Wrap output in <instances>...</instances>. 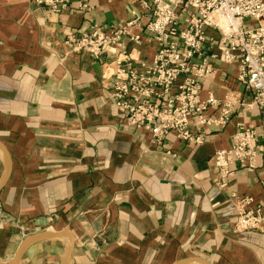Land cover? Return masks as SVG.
<instances>
[{
	"label": "crops",
	"instance_id": "1",
	"mask_svg": "<svg viewBox=\"0 0 264 264\" xmlns=\"http://www.w3.org/2000/svg\"><path fill=\"white\" fill-rule=\"evenodd\" d=\"M138 2L72 0L54 15L30 11L28 0H0V144L10 158L0 190V264L30 237L61 232L69 236L35 242L16 264H61L71 239L67 264H264V229L234 227L235 198H251L264 214V157L249 169L232 165L223 188L213 167L238 125L261 123L258 109L246 107L252 95L236 64L211 58L217 51L206 45L212 73L201 80L200 98L238 102L229 123L201 128L193 121L200 146L175 133L156 146L111 103L107 77L116 55L93 60L63 45L90 26L125 25L142 10ZM145 38L128 44L133 65L153 62L155 46ZM3 172L0 154V179Z\"/></svg>",
	"mask_w": 264,
	"mask_h": 264
},
{
	"label": "built area",
	"instance_id": "2",
	"mask_svg": "<svg viewBox=\"0 0 264 264\" xmlns=\"http://www.w3.org/2000/svg\"><path fill=\"white\" fill-rule=\"evenodd\" d=\"M71 0H29L31 7L53 13L64 11ZM141 11H133L123 26H91L87 33H73L65 41L72 54H87L98 60L112 51L116 72L109 74L110 100L124 117L126 125L147 131L156 146H162L170 133L186 143L201 145L202 135L192 122L203 127L229 123L239 103L219 101L212 95L200 98V81L212 73L205 57L207 44L217 53L211 58L223 64H236L238 82L251 93V103L260 113V126L238 125L228 150L218 151L213 166L221 187L231 174V166L253 167L264 157V0H139ZM207 30L218 34L208 36ZM155 46L150 66H136L128 44L140 45L143 37ZM210 46V45H208ZM200 60V64L196 61ZM182 82L177 85L178 79ZM220 106L218 117L207 115ZM242 105V104H241ZM166 156H171L169 152ZM174 156V155H172ZM264 184V181H262ZM234 227L237 231L264 229L262 207L251 198H235Z\"/></svg>",
	"mask_w": 264,
	"mask_h": 264
},
{
	"label": "water",
	"instance_id": "3",
	"mask_svg": "<svg viewBox=\"0 0 264 264\" xmlns=\"http://www.w3.org/2000/svg\"><path fill=\"white\" fill-rule=\"evenodd\" d=\"M0 154L2 155L3 160H4V172H3V175L0 179V190H1L2 187L5 185L8 177H9V173H10V158H9L8 152L6 151V149L1 144H0ZM59 235H68L69 236V234L67 232H61V233L40 234V235H35L33 237H30L29 239L25 240L20 245V247L17 250V252L15 253L13 259L8 264H16L19 261V259L21 258V255L23 254V252L29 246L33 245L35 242L42 241V240H49V239L55 238ZM71 248H72V239H71L69 249H68L66 255L64 256L61 264H67V261L69 260V257L71 254V250H72ZM191 262H199L201 264H208V262H206L205 260H203L201 258L185 259V260L178 261L175 264H188Z\"/></svg>",
	"mask_w": 264,
	"mask_h": 264
},
{
	"label": "rangeland",
	"instance_id": "4",
	"mask_svg": "<svg viewBox=\"0 0 264 264\" xmlns=\"http://www.w3.org/2000/svg\"><path fill=\"white\" fill-rule=\"evenodd\" d=\"M72 1V0H71ZM70 4H71V2H70ZM70 4H69V6H70ZM69 6L66 8V9H68L69 8ZM28 8H29V10L30 11H36V10H42V11H45V12H48V13H51V14H54V15H59V14H61L62 12H59V13H53V12H51V11H48L47 9H44V8H39V7H36V6H33V7H31L30 6V4H29V0H28ZM82 8L83 9H85V10H88V9H86V6L85 5H83L82 6ZM65 9V10H66ZM64 10V11H65ZM91 27V26H90ZM90 27H89V29H90ZM77 32H80V33H87L88 31H86V32H81V31H76V32H74V33H77ZM71 34H73V33H70V34H68V35H66L65 36V38H64V41H65V39L69 36V35H71ZM64 41H63V45H64ZM65 47V46H64ZM205 57H207V55L205 54ZM204 79V78H203ZM200 84H201V81H200ZM201 88V87H200ZM205 100V99H204ZM136 130V129H135ZM137 131V130H136ZM138 132H143V131H138ZM204 139V138H203ZM186 143V142H185ZM163 146V145H162ZM228 150V149H227ZM218 152V151H217ZM171 156H172V154H170ZM171 156H169V157H171ZM214 157V156H213ZM258 158V157H257ZM255 161V160H254ZM255 163V162H254ZM214 167V166H213ZM215 169V168H214ZM247 169H249V168H247ZM216 172V171H215ZM230 177V176H229Z\"/></svg>",
	"mask_w": 264,
	"mask_h": 264
}]
</instances>
